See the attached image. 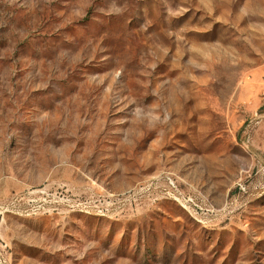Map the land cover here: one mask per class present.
I'll list each match as a JSON object with an SVG mask.
<instances>
[{
    "label": "rangeland",
    "instance_id": "1",
    "mask_svg": "<svg viewBox=\"0 0 264 264\" xmlns=\"http://www.w3.org/2000/svg\"><path fill=\"white\" fill-rule=\"evenodd\" d=\"M8 264H264V0H0Z\"/></svg>",
    "mask_w": 264,
    "mask_h": 264
},
{
    "label": "built area",
    "instance_id": "2",
    "mask_svg": "<svg viewBox=\"0 0 264 264\" xmlns=\"http://www.w3.org/2000/svg\"><path fill=\"white\" fill-rule=\"evenodd\" d=\"M6 250V245L0 242V264H8V261L5 257L4 251Z\"/></svg>",
    "mask_w": 264,
    "mask_h": 264
}]
</instances>
